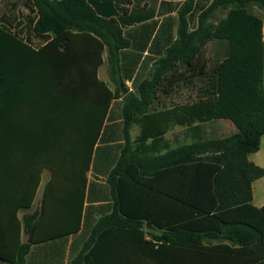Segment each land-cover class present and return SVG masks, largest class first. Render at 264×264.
Returning <instances> with one entry per match:
<instances>
[{"label": "trees", "instance_id": "obj_1", "mask_svg": "<svg viewBox=\"0 0 264 264\" xmlns=\"http://www.w3.org/2000/svg\"><path fill=\"white\" fill-rule=\"evenodd\" d=\"M29 1V12L25 16L18 12V3L9 9L0 7V59L7 49H65L74 39L90 47L91 38L108 54L116 90L108 91L100 83L109 101L123 97L126 145L108 177L114 209L97 222L90 240L72 264H100L103 241L110 233H122L131 242H140L144 255L157 243L228 240L240 247L203 250L212 259L224 257L235 264H264V206L253 205V183L264 177V168L249 160L251 154L260 150L264 136V21L252 10L257 7L264 11V0H212L211 3L188 0L179 13L178 39L156 62L150 77L141 81L136 91L126 95L120 86L124 84L126 88L121 52L130 43L120 20L121 14L128 12L121 7V0L109 4V10L105 8L106 3L98 0ZM192 11L199 15V25L194 31L189 27ZM218 12L225 15L211 23ZM132 17L140 21L145 16L134 14ZM212 40L226 41L228 48L215 75L206 82L204 94L208 97L190 105L155 112L153 107L160 92L167 94V89L161 86L164 77L177 63L191 68ZM3 74L0 72V79H4ZM141 117L149 119L154 138L151 144L143 142L134 151L130 130ZM214 120L232 122L238 133L205 140L201 124ZM170 125L191 127L197 139L160 154L156 145L163 141ZM97 136L98 132L95 140ZM89 162L90 151L87 166L73 169L71 183L57 182L61 170L52 169L56 178L46 185L41 206L26 213L21 220L17 217L20 210L33 209L40 176L31 183L22 182V173L12 174L4 163L0 164V209H13V214L0 216V222L8 225L7 230H0V264H26L32 244L79 230ZM164 177L172 178L173 183L160 182ZM18 179L21 182L16 181ZM157 194H167L178 207L175 219L165 224L158 223L150 205ZM54 203L62 208L64 229L46 232L41 222L49 204ZM180 209L184 210V216ZM147 225L164 231L160 236H152ZM23 234L26 242H22ZM12 250L13 256L10 255ZM233 257L238 260L235 262Z\"/></svg>", "mask_w": 264, "mask_h": 264}, {"label": "crops", "instance_id": "obj_2", "mask_svg": "<svg viewBox=\"0 0 264 264\" xmlns=\"http://www.w3.org/2000/svg\"><path fill=\"white\" fill-rule=\"evenodd\" d=\"M98 1L106 3L105 8L109 10V4L116 3L117 0ZM187 1L121 0V7L128 9L126 15L121 14L120 20L124 36L130 43L129 47L121 52L122 75L129 92L136 91L138 84L150 77L156 62L178 39L179 13ZM194 1L205 3L207 0ZM209 2L212 0L207 3ZM15 3H18V12L23 16L27 15L29 0H0V7L9 9ZM134 14L145 17L136 21L132 17ZM190 15L189 27L190 31H194L199 25V15L193 11ZM213 41L218 42L215 45L222 46V59L227 53L226 41H210L203 53L206 51L212 56L209 47ZM5 54V58L0 61V72L4 73V79H0V164L4 163L12 170V174L22 173V182L31 183L40 176V186L33 209L20 210L17 213L18 219L21 220L26 213L33 212L40 192L42 203L46 185L56 178L52 169L61 170V175L57 174V182L71 183L74 181L73 169L87 166L85 162L90 151L79 230L68 236L34 243L26 256V264H72L84 244L90 240L97 222L110 215L114 209L108 177L126 145L123 133V97L109 101V95L100 83L102 82L108 91L116 90V85L111 79L108 54L105 49L101 50L95 45L91 38L90 47L74 39L71 46L65 49L12 48L7 49ZM179 65L175 64L164 77L165 82L163 81L161 86L167 89V94L160 92L153 107L155 112L190 105L208 97L204 95L202 86L198 89V94L190 89L188 82L194 76L188 72L189 75L182 76L173 74ZM193 66L186 69H192ZM205 76L206 70L202 68L195 77ZM137 77H140L141 81L135 84ZM205 85L206 83L203 86ZM211 122L201 124L203 138H227L216 137L214 134L216 131L225 132L229 125L222 123L210 128ZM190 129L189 126L170 125L163 141L156 145L161 151L160 154L181 145L194 143L197 138ZM96 132L98 136L95 140ZM130 138L134 151L143 142H153L154 133L147 117L135 121L130 130ZM263 143L264 136L260 150ZM259 151L251 154L249 160L258 166H264L255 159ZM257 181L253 183V205L261 208L264 206V199L255 195ZM160 182L171 185L173 179L164 177ZM154 198L150 205L155 211L158 223L165 224V221L175 219V208L178 207H175L173 198L167 194H157ZM180 210L181 216H184V210ZM62 213L60 204H49L41 222L43 230H63ZM4 214H13V209H0V216ZM7 229L8 225L0 222V230ZM147 229L151 231L152 236H160L164 231L155 226L148 228V225ZM123 236L122 233H110L103 241L100 264H235L224 257L212 259L206 255L203 248L240 247L239 244L219 239L174 245L157 243L149 254L144 255L140 250V242H131ZM146 238L149 239L150 236ZM26 241L27 237L23 234L22 242ZM10 253L13 256V250ZM233 258L235 262L238 260V257Z\"/></svg>", "mask_w": 264, "mask_h": 264}, {"label": "rangeland", "instance_id": "obj_3", "mask_svg": "<svg viewBox=\"0 0 264 264\" xmlns=\"http://www.w3.org/2000/svg\"><path fill=\"white\" fill-rule=\"evenodd\" d=\"M252 10L257 15L261 16V18L264 21V11L260 10L257 7L252 8ZM224 15H225V13H222V12L219 13L218 12L216 14V16H214L211 19V23H216ZM219 42H221V41H219ZM216 43H218V42L217 41H213V43L209 47L210 53H211V55L214 58L212 56H210L209 53L207 54L206 51H205L199 57V59L194 63V66H193L192 69H186V68H184V67L179 65V66H177L175 68V71L173 72V74H175V75L177 74L178 76H182L184 74H186V75L191 74V76H194L188 82V85H189L190 89L193 92L197 93V94H198V89L201 86L204 88L206 86V85L203 86L204 83H206L209 79H212V77L215 75V67H217L218 64L221 63V61L224 59V57H222V59L220 58L222 56L221 51H220L222 49V46L221 45H215ZM5 53H6V51L1 53V54H3L1 56H4V58H5V55H6ZM4 58H2V59H4ZM202 68H204L206 70V76L205 77H195V76H197L199 74V72H200V70ZM140 81H141L140 77H137V79L135 81V84H138ZM132 86L134 87V85H132ZM222 123H225V124L229 125V128L225 132H222V133L219 132V131H216V133L214 134L216 137H228V136H232V135L237 133L236 127L231 122L226 121V120H215V121H212L211 124H210L211 125L210 128H215L216 126H218L219 124H222ZM255 159L260 161V163L264 165V143H263L262 149L259 151V153L255 157ZM260 167L264 168V166H260ZM255 195L258 198H263L264 199V178H262V179H260V180H258L256 182V184H255ZM40 204H41V192L39 193V196H38V198L36 200L34 210L39 208Z\"/></svg>", "mask_w": 264, "mask_h": 264}, {"label": "water", "instance_id": "obj_4", "mask_svg": "<svg viewBox=\"0 0 264 264\" xmlns=\"http://www.w3.org/2000/svg\"><path fill=\"white\" fill-rule=\"evenodd\" d=\"M120 86H121V88L123 89V93H124L125 95L128 94L129 90H128L127 88H125L124 84H121ZM148 228H151V226L148 225Z\"/></svg>", "mask_w": 264, "mask_h": 264}]
</instances>
